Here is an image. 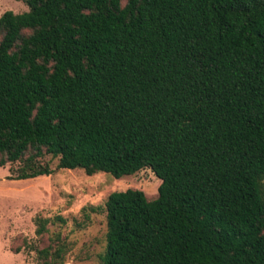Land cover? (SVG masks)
<instances>
[{
    "label": "trees",
    "instance_id": "trees-1",
    "mask_svg": "<svg viewBox=\"0 0 264 264\" xmlns=\"http://www.w3.org/2000/svg\"><path fill=\"white\" fill-rule=\"evenodd\" d=\"M20 1L0 16L8 178L54 173L47 154L88 175L150 168L156 199L108 196L101 264H264V0ZM55 244L42 264H63Z\"/></svg>",
    "mask_w": 264,
    "mask_h": 264
},
{
    "label": "rangeland",
    "instance_id": "rangeland-1",
    "mask_svg": "<svg viewBox=\"0 0 264 264\" xmlns=\"http://www.w3.org/2000/svg\"><path fill=\"white\" fill-rule=\"evenodd\" d=\"M28 9L20 0H0V16L7 10ZM44 160L54 173L28 179L8 178L19 162L0 166V264H42L38 250L56 245L58 236L67 248L63 264H101L108 196L130 188L143 190L149 200L159 196L161 179L150 168L116 178L110 173L88 175L79 168H58L59 159L50 154ZM39 217L49 220L43 234L37 233Z\"/></svg>",
    "mask_w": 264,
    "mask_h": 264
}]
</instances>
